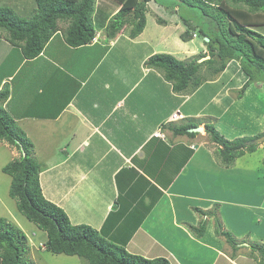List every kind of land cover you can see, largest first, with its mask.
<instances>
[{
	"label": "crops",
	"instance_id": "obj_1",
	"mask_svg": "<svg viewBox=\"0 0 264 264\" xmlns=\"http://www.w3.org/2000/svg\"><path fill=\"white\" fill-rule=\"evenodd\" d=\"M97 3L100 9L108 4ZM117 10L118 6L112 14ZM144 31L134 41L145 36ZM119 36L104 42L99 34L100 41L74 49L58 33L33 60H21L15 48L0 38V90L7 83L10 92L6 109L29 140L49 149V165L39 175L40 186L44 176L49 187V201L61 207L72 224L85 222L131 255L163 258L169 264H261L251 258V243L241 242L244 237H255L264 243L263 235L252 227L258 218H262L260 224L264 222V187L256 181L261 177L258 171L218 166L216 148L208 146L204 130L188 138L163 129L170 119L174 123L173 114L182 121L195 119L203 129L202 118L212 117L209 123L213 125L225 117L233 97L219 114L209 106L220 92L231 89L235 69L220 75L218 84L207 81L194 93L177 94L160 71L144 66L156 54L149 50L135 76L121 63L112 66V79L117 78L114 87L127 86L112 95L113 80L102 81L101 73ZM152 76L157 83L150 80ZM210 88H214L211 93ZM106 96L110 98L105 104ZM180 97L182 102H176ZM199 97L203 105L191 106ZM142 98H149L153 106H143ZM138 109L152 128L138 119ZM145 112H151V120L143 116ZM63 132L69 138L56 152L64 158L57 160L50 147ZM187 150L192 153L182 165ZM52 161L56 163L50 165ZM54 169L60 173H53ZM92 194L98 196L93 199ZM214 205L223 230L238 242L234 251L213 218H207L204 234L193 230L201 220L198 210L208 211Z\"/></svg>",
	"mask_w": 264,
	"mask_h": 264
},
{
	"label": "trees",
	"instance_id": "obj_2",
	"mask_svg": "<svg viewBox=\"0 0 264 264\" xmlns=\"http://www.w3.org/2000/svg\"><path fill=\"white\" fill-rule=\"evenodd\" d=\"M115 1L118 10L105 16L106 19L99 28H96V25L103 20L96 14L97 0H35V8L28 19H22L11 8L0 7V38L3 36L15 48L21 60H33L58 33L63 36L65 43L74 49L100 41L98 38L94 40L97 31H102L105 42L115 39L127 26H131L129 37H137L146 25L147 3L157 0ZM171 1L173 11L178 9L177 7L199 11L195 17L180 16L182 25L187 27L180 35V40L190 41L193 37L191 33L203 39L208 38V42L203 43L210 58L197 63L196 61L205 55L195 60L182 61L167 53H156L145 61L146 68L160 71L177 94L195 92L203 81L212 80L213 76L222 72L233 60L239 62L246 77L239 95L247 91L252 84H262L264 36L253 27L264 25V0ZM191 21L195 23L191 24ZM156 22L165 25L161 18ZM202 65H206L210 70L208 78L200 75ZM2 68L3 65L0 69ZM9 93L8 84L5 83L0 90V143L14 147L20 155L2 166L1 172L10 177L8 194L15 200L16 210L45 233L44 249L52 254L83 258L87 264H169L163 258L146 259L131 255L123 245L105 239L92 227L72 224L60 207L44 198L39 181L43 164L34 159L33 144L6 109ZM195 121L185 120L180 124L170 122L164 124L163 129L170 130L174 136L194 138L196 133L188 132V129L196 127ZM204 131L210 142L216 146V156L223 168H229L244 154L253 153L260 144L255 140L264 135H243L228 140L208 122ZM166 150L169 158H172V149L167 145ZM191 153L187 150L181 161L182 165ZM197 213L201 220L193 230L199 236L206 230L207 218H213L217 230L231 250L237 249L238 242L221 226L217 205L208 211L198 210ZM27 249L26 236L0 217V264H31L25 256ZM255 251L264 258V244H251V252ZM260 263L264 264V259Z\"/></svg>",
	"mask_w": 264,
	"mask_h": 264
},
{
	"label": "rangeland",
	"instance_id": "obj_3",
	"mask_svg": "<svg viewBox=\"0 0 264 264\" xmlns=\"http://www.w3.org/2000/svg\"><path fill=\"white\" fill-rule=\"evenodd\" d=\"M108 4L105 7V9H100L98 12V8L96 11L97 17H99L101 22L97 23L96 28H99L103 22L105 21V16H107L109 13L113 11L117 7L115 0H104ZM172 1L171 0H157V2L150 1L147 3V9L146 12V26L145 31L143 35L139 39L135 40L131 39L129 37V31L130 27H126L123 32L120 33L118 43L114 48H111L109 51V55L107 56V59H105V65L107 64V67H102V69H105L102 71V81L106 78H109L113 80V83L111 84V94L115 95L118 90L125 91L127 88L126 85L120 84L118 86V90L114 85L117 82V78H113L115 74L111 75L110 70L112 71L114 64H123L125 66L124 70L128 71L132 76H135V72L138 70L139 61L141 58H143L149 50H154L155 53H167L170 55H173L176 59L182 60V61H191L195 60V58L200 57L202 55H205V57H208V53L206 50V45L203 43L204 39L201 38L199 35H196L195 33H191L193 36L192 39L188 42H182L180 40V35L183 34L185 30H187V27L185 25H182L180 16L182 17H195L198 16V10L187 9V8H180L174 9L171 6ZM0 7H8L11 8L16 15L21 17L22 19H28L31 16V12L35 8V0H0ZM119 8V7H118ZM176 10V11H175ZM99 18H97L99 20ZM158 18H161L165 21V25H159L157 24ZM196 19V18H195ZM263 20V18H261ZM260 20V21H261ZM95 22H97L95 20ZM194 21H191V24H194ZM62 27L64 25L60 24ZM257 32L262 34L264 36V25H261L260 27H253ZM253 29V30H254ZM3 34V32H1ZM102 35V31H97L95 38H98V35ZM139 44V45H137ZM208 59L203 60V58L198 59L197 63L205 62ZM119 69V68H118ZM235 69L237 77L234 79V81L229 85L231 88L229 91L233 92L230 93L227 90H223L218 95L217 99H213L210 102L209 108L211 110L217 109V112H214L216 114H219V111L223 110L226 106H228L231 100V97L233 102L231 103L232 107L228 111L225 117H223L221 122L220 120H216L213 123L214 127H217L216 130L223 135L228 140H233L240 135H255L258 136L261 133H264V81H262V84H252L247 91L239 95V90L242 88V86L246 82V77L242 73L240 69L239 62L236 60L230 61L226 68L218 73L217 75L213 76L210 83L215 82L217 83V80H220V75L224 74L226 70H232ZM209 68L206 65H202L200 68V75L204 78L209 77ZM161 74V73H160ZM228 75V74H227ZM119 78V77H118ZM164 79V77L162 78ZM150 80L155 81L157 83V79L154 80V76L150 78ZM165 80V79H164ZM144 83V82H143ZM160 81V85H161ZM206 82H202L201 85H203ZM218 84V83H217ZM159 85V84H158ZM199 86V88L201 87ZM114 87V88H113ZM214 88H210V93L213 91ZM233 90V91H232ZM121 91V92H122ZM188 92H183L179 94H184ZM192 93H194L192 91ZM137 95V92L135 93ZM111 96V95H110ZM107 99H105L107 103L109 96H106ZM159 97V94L157 95ZM261 97V102L258 103V99ZM182 97H180L179 100L176 102L181 103ZM144 101L143 106L151 107L153 106V102H150V99L142 98ZM194 102L191 101V106H202L203 102L202 99L196 98L193 99ZM128 101V100H127ZM261 104V105H260ZM260 105V106H259ZM181 109L183 110L182 106ZM135 114L137 115L138 119L141 118L143 125L147 127L146 121L144 117L140 114V110H136ZM151 112L145 114V118L150 119ZM166 117V114L163 115ZM171 118H174L173 122L174 124H180L183 122L182 120L178 119L176 114H173ZM203 119V123L206 124L209 123L213 119L210 116H206ZM151 120V119H150ZM172 120L170 119V122ZM201 122V121H200ZM199 122V123H200ZM211 124V123H210ZM19 128L20 125H17ZM147 128H152V124H149ZM202 133V132H201ZM242 133V134H241ZM204 134V133H203ZM159 135V134H158ZM200 136V134H198ZM204 136V135H201ZM69 134L64 132L60 136L57 143L50 147L52 150L51 152L55 156L54 159H63L64 157L58 156L56 152H60L62 150L61 144L64 141H68ZM206 143L210 148H216V146L213 144L211 146V142L208 138V136L205 134ZM203 137V139L205 140ZM202 139V138H201ZM203 140V142H205ZM257 140V139H256ZM255 140V141H256ZM31 143L33 144L34 149V159L38 162H41L43 164V169L45 167H48L49 165V149L47 150L44 143H41L36 140H31ZM206 146V149H209V147ZM69 151V150H68ZM216 151V150H215ZM216 156V152H214ZM19 153L16 151L14 147H11L10 145L0 143V217L6 219V221L12 226L19 229L27 238V245L28 249L25 253V256L27 260L31 264H87V261L83 258H79L76 256H66L64 254H52L47 252L44 249L43 243L46 241V235L44 232L40 231L35 224L28 221L24 216H22L17 210H16V202L15 200L11 199L8 194V189L10 186V177L3 174L1 172V167L7 164L9 161L18 158ZM217 158V156H216ZM43 159L46 160L43 161ZM48 163V164H47ZM56 163L55 161H52L50 165ZM235 163V164H234ZM233 165L230 166V170H235L237 167L240 169H244L251 172H257V176H261L260 178L252 179V181H260L261 187H264V144L260 143L258 147L255 149V151L251 154L246 153L243 156L237 158L234 161ZM218 166H222L220 164L219 159L217 158ZM42 172V171H41ZM40 172V173H41ZM53 173L59 174L60 169H54ZM262 174V175H261ZM42 187L41 191L45 199L49 201V187L45 186L44 183V176L42 179ZM264 192V191H263ZM98 195L92 194V197H97ZM59 207V206H58ZM61 208V207H60ZM62 209V208H61ZM63 210V209H62ZM64 211V210H63ZM262 220V218H258L255 221V224L252 226L256 234H262V239L264 240V222L261 224L259 223ZM81 224H84L85 222H79ZM86 224V223H85ZM262 226V227H261ZM255 236V234H253ZM243 244L248 245L247 242H250L251 244H261L259 238L255 237H244L241 241ZM250 254H253V257L251 258H258L259 260L264 259L263 257H258L259 253L256 251L251 252V249H249Z\"/></svg>",
	"mask_w": 264,
	"mask_h": 264
},
{
	"label": "water",
	"instance_id": "obj_4",
	"mask_svg": "<svg viewBox=\"0 0 264 264\" xmlns=\"http://www.w3.org/2000/svg\"><path fill=\"white\" fill-rule=\"evenodd\" d=\"M204 41L208 42V38H204ZM209 58H210L209 56L208 57H204L203 60L209 59ZM203 130L204 129L201 126H196V127L191 128V129H188V132L201 133V132H203ZM255 142H257V143L264 142V135L262 137L258 138Z\"/></svg>",
	"mask_w": 264,
	"mask_h": 264
}]
</instances>
